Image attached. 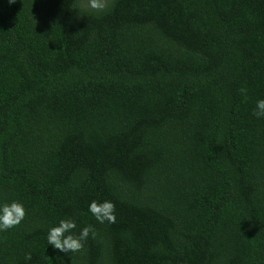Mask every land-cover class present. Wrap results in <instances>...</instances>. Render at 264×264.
<instances>
[{
    "label": "trees",
    "instance_id": "trees-1",
    "mask_svg": "<svg viewBox=\"0 0 264 264\" xmlns=\"http://www.w3.org/2000/svg\"><path fill=\"white\" fill-rule=\"evenodd\" d=\"M259 98L264 0H0V264H264Z\"/></svg>",
    "mask_w": 264,
    "mask_h": 264
},
{
    "label": "clouds",
    "instance_id": "clouds-1",
    "mask_svg": "<svg viewBox=\"0 0 264 264\" xmlns=\"http://www.w3.org/2000/svg\"><path fill=\"white\" fill-rule=\"evenodd\" d=\"M9 5L16 3V0H7ZM110 0H87V8L104 13L109 9ZM243 91V90H242ZM257 119H264V98H259L255 102V108L252 113ZM87 210L95 218L97 223L103 224L116 222L115 204L111 200L97 201L91 200ZM25 205L18 200L0 201V232L13 229L25 219ZM76 220L71 217H65L50 224L47 227V245L52 249L68 255L69 253H78L84 248V243L89 234L94 235L90 225L82 227L77 233ZM60 258V257H56ZM26 259L30 260L28 254Z\"/></svg>",
    "mask_w": 264,
    "mask_h": 264
}]
</instances>
